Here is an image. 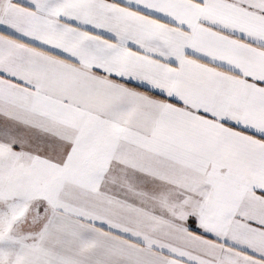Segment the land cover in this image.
<instances>
[{
    "label": "snow or ice",
    "instance_id": "snow-or-ice-1",
    "mask_svg": "<svg viewBox=\"0 0 264 264\" xmlns=\"http://www.w3.org/2000/svg\"><path fill=\"white\" fill-rule=\"evenodd\" d=\"M0 264H264V0H0Z\"/></svg>",
    "mask_w": 264,
    "mask_h": 264
}]
</instances>
